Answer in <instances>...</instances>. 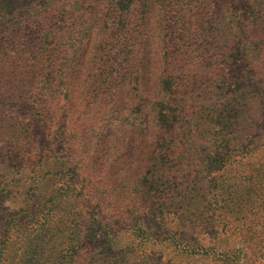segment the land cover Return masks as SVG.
Returning <instances> with one entry per match:
<instances>
[{
  "label": "trees",
  "instance_id": "obj_1",
  "mask_svg": "<svg viewBox=\"0 0 264 264\" xmlns=\"http://www.w3.org/2000/svg\"><path fill=\"white\" fill-rule=\"evenodd\" d=\"M212 1L9 5L40 108L1 113L0 264H264V0Z\"/></svg>",
  "mask_w": 264,
  "mask_h": 264
},
{
  "label": "rangeland",
  "instance_id": "obj_2",
  "mask_svg": "<svg viewBox=\"0 0 264 264\" xmlns=\"http://www.w3.org/2000/svg\"><path fill=\"white\" fill-rule=\"evenodd\" d=\"M15 0H0V23L2 21L3 14L9 12L12 3H14ZM16 2L21 4V8L19 9V13L17 18L14 20L19 19V26L23 23L22 21L32 15L33 13L39 12V5L42 4L44 0H16ZM216 5V1L213 0L211 3V7H214ZM212 9V8H211ZM11 18V17H10ZM229 21V20H228ZM11 21H8V25H10L7 32H2L0 28V54L8 51V49H14L16 51H21V49L25 48L27 42L29 39H33V37H36V30L28 31V32H21L19 34L16 33L17 27L13 25V23H10ZM18 26V27H19ZM227 28V26L222 25V31H224ZM16 65L14 67V71L12 73L6 72V71H0V75H4L3 79H0V118H2L1 113L4 111H12L19 115H25V119H23V122H27V117L29 114L26 112V110L32 109V111L37 112V108L39 109V106H36V98L32 99L29 97V93H31L32 87L35 85L32 83V78L28 73L27 67H28V61L24 56H22L20 59L16 57ZM8 79V81H7ZM4 83H6V86H4ZM57 99V98H55ZM4 108H2V106ZM43 118H39V120L36 123V127L34 129V126L30 125L27 128V132L31 133L33 131H41L43 127H45L44 121H42ZM56 127L55 129H57ZM203 136H207L208 133H202ZM39 145H42L41 142H38ZM44 143V142H43ZM14 148V145L11 143V141L7 138H4V133L0 130V151L4 150H12ZM12 174V172H10ZM22 176V173L20 174H13L14 179H18ZM12 194L7 195L8 201H6L3 205L6 206L7 210L13 209L18 205L19 198L17 196H11ZM128 233V232H126ZM119 243H123L128 238H125L121 233L119 234ZM122 236V237H121ZM129 236H132L129 233ZM195 237V236H194ZM200 235H198L196 238V241H200ZM234 243L236 246H240L241 243L239 242L238 237H234ZM230 240V239H229ZM232 243V241H231ZM168 249L172 250V255L175 254L176 250L169 246ZM255 248L251 247L250 249L245 248L246 255L244 257V254H242L243 262L241 264H261L260 259L255 257L254 252ZM209 259V258H208ZM192 260L189 256H182L181 257V264H189ZM195 262V263H194ZM192 262L191 264H201L200 260H196ZM206 264H209L208 261H205Z\"/></svg>",
  "mask_w": 264,
  "mask_h": 264
}]
</instances>
